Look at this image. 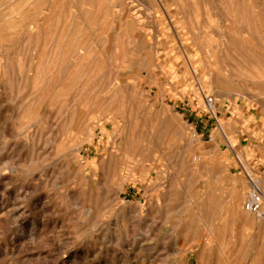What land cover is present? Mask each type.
<instances>
[{"label":"rangeland","instance_id":"374dc122","mask_svg":"<svg viewBox=\"0 0 264 264\" xmlns=\"http://www.w3.org/2000/svg\"><path fill=\"white\" fill-rule=\"evenodd\" d=\"M252 182L264 0H0V264H264Z\"/></svg>","mask_w":264,"mask_h":264},{"label":"built area","instance_id":"2783aa9c","mask_svg":"<svg viewBox=\"0 0 264 264\" xmlns=\"http://www.w3.org/2000/svg\"><path fill=\"white\" fill-rule=\"evenodd\" d=\"M204 104L207 112L214 115L216 111V102L214 97L212 95H205ZM263 205L264 194L260 186L253 182L251 192L245 204V210L252 215L264 216Z\"/></svg>","mask_w":264,"mask_h":264},{"label":"bare ground","instance_id":"6f19581e","mask_svg":"<svg viewBox=\"0 0 264 264\" xmlns=\"http://www.w3.org/2000/svg\"><path fill=\"white\" fill-rule=\"evenodd\" d=\"M253 183V182H252ZM249 214V213H248Z\"/></svg>","mask_w":264,"mask_h":264}]
</instances>
